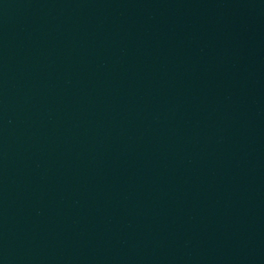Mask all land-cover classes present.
<instances>
[{
  "label": "water",
  "instance_id": "1",
  "mask_svg": "<svg viewBox=\"0 0 264 264\" xmlns=\"http://www.w3.org/2000/svg\"><path fill=\"white\" fill-rule=\"evenodd\" d=\"M92 0H0V41L70 12Z\"/></svg>",
  "mask_w": 264,
  "mask_h": 264
}]
</instances>
